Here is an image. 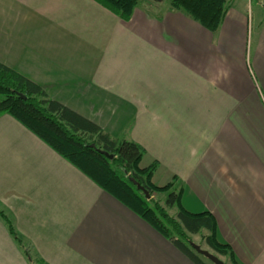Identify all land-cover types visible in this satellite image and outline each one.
Returning <instances> with one entry per match:
<instances>
[{"label": "crops", "instance_id": "crops-1", "mask_svg": "<svg viewBox=\"0 0 264 264\" xmlns=\"http://www.w3.org/2000/svg\"><path fill=\"white\" fill-rule=\"evenodd\" d=\"M0 63L138 144L154 185L209 213L240 264H264L259 0H231L215 32L164 0H141L129 21L94 0H0ZM0 209L31 255L0 217V264H195L8 114Z\"/></svg>", "mask_w": 264, "mask_h": 264}, {"label": "trees", "instance_id": "trees-1", "mask_svg": "<svg viewBox=\"0 0 264 264\" xmlns=\"http://www.w3.org/2000/svg\"><path fill=\"white\" fill-rule=\"evenodd\" d=\"M124 21H129L140 0H94ZM171 10L181 12L204 28L215 32L225 16L228 0H168ZM24 96V98L21 97ZM8 114L60 156L86 174L169 240L195 264H207L191 246V236L203 230V241L231 264H240L230 246L218 240L216 222L207 213L188 212L181 204V192L171 185L158 187L151 181L156 165L141 168L144 150L128 140L118 141L98 126L49 98L42 87L0 63V116ZM99 150L107 152L109 159ZM150 195L147 199L132 182ZM165 192L163 203L152 198ZM176 208L175 215L169 210ZM10 234L25 249L12 222L0 209ZM34 263L39 262L33 259Z\"/></svg>", "mask_w": 264, "mask_h": 264}, {"label": "rangeland", "instance_id": "rangeland-1", "mask_svg": "<svg viewBox=\"0 0 264 264\" xmlns=\"http://www.w3.org/2000/svg\"><path fill=\"white\" fill-rule=\"evenodd\" d=\"M141 1V0H140ZM139 1V2H140ZM251 1H255L257 2V0H251ZM164 2L166 4H169V1L168 0H164ZM231 2V0H228V4ZM260 2V1H259ZM152 198L154 200H157L158 202L160 203H163V200L165 198V192H158V193H154L152 195ZM177 209L174 207L172 209L169 210V213L171 215H175ZM205 231L203 230L202 232L198 233V234H193V235H190L191 237V243H195L197 245H199L202 249H205V250H208L210 253L214 254L215 256H217L219 259H221L225 264H231L228 260V258L226 256H222V255H218L216 252H214L204 241H203V235H205ZM205 262L207 264H213L211 263L208 259L204 258Z\"/></svg>", "mask_w": 264, "mask_h": 264}, {"label": "water", "instance_id": "water-1", "mask_svg": "<svg viewBox=\"0 0 264 264\" xmlns=\"http://www.w3.org/2000/svg\"><path fill=\"white\" fill-rule=\"evenodd\" d=\"M22 98H24L23 95H21ZM101 153H103L106 157H108L109 159H112L113 156L108 154L107 152L101 151L99 150ZM132 182L136 185V187L142 191L145 195V197L147 199L150 198V195L148 193V191L146 189H144V187H142L140 184H138L137 182L133 181ZM192 248L200 255H202L203 257H205L206 259H208L211 263L213 264H225L221 259H219L217 256H215L214 254L210 253L208 250L202 249L199 245L195 244V243H191Z\"/></svg>", "mask_w": 264, "mask_h": 264}, {"label": "built area", "instance_id": "built-area-1", "mask_svg": "<svg viewBox=\"0 0 264 264\" xmlns=\"http://www.w3.org/2000/svg\"><path fill=\"white\" fill-rule=\"evenodd\" d=\"M259 1H260L261 5L264 6V0H259Z\"/></svg>", "mask_w": 264, "mask_h": 264}]
</instances>
